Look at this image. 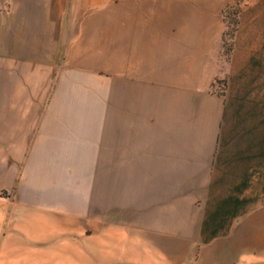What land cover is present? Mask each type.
Masks as SVG:
<instances>
[{"label":"crops","instance_id":"1","mask_svg":"<svg viewBox=\"0 0 264 264\" xmlns=\"http://www.w3.org/2000/svg\"><path fill=\"white\" fill-rule=\"evenodd\" d=\"M236 1L0 0V264H264V0L223 64Z\"/></svg>","mask_w":264,"mask_h":264},{"label":"rangeland","instance_id":"2","mask_svg":"<svg viewBox=\"0 0 264 264\" xmlns=\"http://www.w3.org/2000/svg\"><path fill=\"white\" fill-rule=\"evenodd\" d=\"M241 1L243 0H239V2ZM238 12H239V8L234 5L229 7L226 11V20H225L226 28H225L224 37L222 39L224 52L220 60L223 64L226 63L228 59L230 58V52L232 50V39L234 37V33L237 27V20H238V14H239ZM220 84L224 86L223 83H220Z\"/></svg>","mask_w":264,"mask_h":264},{"label":"built area","instance_id":"3","mask_svg":"<svg viewBox=\"0 0 264 264\" xmlns=\"http://www.w3.org/2000/svg\"><path fill=\"white\" fill-rule=\"evenodd\" d=\"M216 85H217V83L215 84V86H216ZM223 89H224V86H223V85H219L216 91H217L218 93H223V91H224Z\"/></svg>","mask_w":264,"mask_h":264},{"label":"trees","instance_id":"4","mask_svg":"<svg viewBox=\"0 0 264 264\" xmlns=\"http://www.w3.org/2000/svg\"><path fill=\"white\" fill-rule=\"evenodd\" d=\"M239 3H240L239 0H237V1H236V4H235V6H237L238 8H239ZM238 13H239V12H238Z\"/></svg>","mask_w":264,"mask_h":264}]
</instances>
